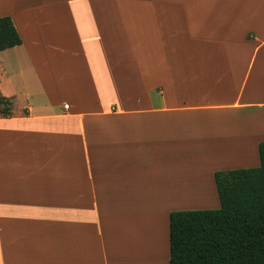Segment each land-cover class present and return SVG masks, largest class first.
Masks as SVG:
<instances>
[{"label":"crops","instance_id":"crops-1","mask_svg":"<svg viewBox=\"0 0 264 264\" xmlns=\"http://www.w3.org/2000/svg\"><path fill=\"white\" fill-rule=\"evenodd\" d=\"M0 17L21 40L0 52V264H131L93 212L186 189L161 166L181 132L221 171L259 166L264 0H0ZM146 238L132 261L160 260Z\"/></svg>","mask_w":264,"mask_h":264},{"label":"trees","instance_id":"trees-1","mask_svg":"<svg viewBox=\"0 0 264 264\" xmlns=\"http://www.w3.org/2000/svg\"><path fill=\"white\" fill-rule=\"evenodd\" d=\"M21 44L9 17H0V52ZM10 101L0 96V115ZM259 166L218 171L216 210H180L168 217L169 264H264V141Z\"/></svg>","mask_w":264,"mask_h":264},{"label":"rangeland","instance_id":"rangeland-1","mask_svg":"<svg viewBox=\"0 0 264 264\" xmlns=\"http://www.w3.org/2000/svg\"><path fill=\"white\" fill-rule=\"evenodd\" d=\"M175 13H170L172 18ZM173 20V19H171ZM185 136L183 142L172 148L171 161L161 165L170 176L172 183L178 187L186 184L183 191L169 189L160 191L162 195L151 192L134 195L132 197H117L107 195L108 203L100 200L104 207L102 211L93 212V220L102 224V234L116 239L117 246L122 248L124 259L131 258L134 264H164V255L167 251L168 216L171 212L180 210H216L219 208L216 190L209 174L212 169L225 170V165L216 157L212 145H199L191 148L187 144L190 132H181ZM190 178H195L188 183ZM104 211V212H103ZM97 230V229H94ZM158 247L162 251L159 258L133 260L132 243L137 241L148 242L146 236L155 237ZM158 237V239H157ZM155 240V238L153 239ZM152 240V241H153ZM151 241V240H150ZM132 250V251H131ZM164 254V255H163ZM163 257V258H161ZM153 259V260H152ZM162 259V260H161ZM131 263V264H132ZM125 264V262H124ZM166 264V263H165Z\"/></svg>","mask_w":264,"mask_h":264},{"label":"built area","instance_id":"built-area-1","mask_svg":"<svg viewBox=\"0 0 264 264\" xmlns=\"http://www.w3.org/2000/svg\"><path fill=\"white\" fill-rule=\"evenodd\" d=\"M63 108H64V109H67V106H66V105H63Z\"/></svg>","mask_w":264,"mask_h":264}]
</instances>
